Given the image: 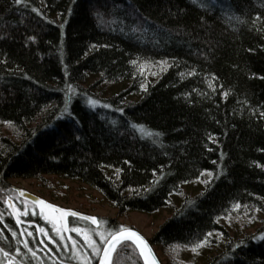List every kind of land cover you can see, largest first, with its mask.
Returning a JSON list of instances; mask_svg holds the SVG:
<instances>
[{"label": "trees", "instance_id": "trees-1", "mask_svg": "<svg viewBox=\"0 0 264 264\" xmlns=\"http://www.w3.org/2000/svg\"><path fill=\"white\" fill-rule=\"evenodd\" d=\"M90 74L128 84L102 98ZM262 114L264 0H0V264L67 262L35 260L42 237L22 238L6 206L10 179L50 188L47 176L100 193L116 210L108 232L172 208L149 239L169 264H197L181 255L209 233L227 241L206 264H264V238L233 240L219 222L264 213ZM204 174L203 191L183 189ZM111 264L143 263L122 243Z\"/></svg>", "mask_w": 264, "mask_h": 264}, {"label": "rangeland", "instance_id": "rangeland-1", "mask_svg": "<svg viewBox=\"0 0 264 264\" xmlns=\"http://www.w3.org/2000/svg\"><path fill=\"white\" fill-rule=\"evenodd\" d=\"M94 83L98 84L95 91L102 98H108L123 92L128 84L127 82H100L99 74H90L83 81L82 85L83 87H88ZM133 99L136 100L137 97H134ZM89 106H92V104L89 103ZM46 179L50 182V188L39 185L35 179L13 178L9 180L15 191L14 194L7 199H11L15 210H19L20 213H23L24 211H27L28 213L27 215L21 214L19 217L20 223H17L16 211L14 210L15 216H13V220L18 225V227L23 230L21 234L22 238H24L25 235L32 237L33 234L38 237H42L44 245L39 246L40 244L36 242V244L33 246L34 253H36L34 259L37 257V255L42 259L43 256H46L45 258L47 262L53 263L58 259L57 257L59 256V253L68 256L67 262H61L63 264H93L98 256L92 254V250L88 248L82 235H78L76 232H73L70 229H81L82 232H86L92 239H94L98 246L102 247L103 245L100 241V237L96 233L98 231H103L105 234H107L108 230L104 227V220L108 218H116V210L104 200L100 193L88 187L86 184L80 183L78 181L63 179L57 176H47ZM209 180V175L204 174L202 179L197 182L199 183L198 186L195 185L196 187L192 188L191 185H187L184 186L183 189L190 191L193 193V195H196L197 193L204 190L205 184ZM16 189L34 194L53 205L96 217L98 221H100L99 227L93 228L88 223H83L82 220L72 221V224L68 225L69 231H64L62 233L63 239H61V236L57 235L53 229L50 220L46 219L47 216L45 215V212L43 211V214H41V210L37 209L30 202L17 196L18 194ZM172 199L177 206L180 205V201L176 198V196H173ZM173 211L174 210L172 208H162L154 213L131 211L126 216L118 217V222L127 228H130V226L134 227L135 230L141 232V234L149 240L157 228L167 217H169V215L172 214ZM52 216H56L58 218L56 213ZM255 217L256 220L249 227H245L244 218L238 214L229 215L226 218H222L219 222L224 228V231L233 240L239 239L243 235H254V242H259L264 238V213L259 212ZM40 228L45 229L48 235L40 233ZM28 233H31L32 235H28ZM211 234L212 235L209 237L213 240V242L208 244L207 250H203V248H201L195 252L183 251L181 258L195 262L197 264H206L208 261L207 258L212 257L213 254H215V251L218 252L220 249H222L223 243L227 241L222 233ZM73 241L76 242L75 247H73ZM154 250L163 264H169V258L171 257L168 253L163 252L158 247H154ZM169 253L174 256L176 251ZM5 258V264H9L10 261L11 264L14 263L12 259L7 258L6 256ZM35 260L38 261V258Z\"/></svg>", "mask_w": 264, "mask_h": 264}, {"label": "snow or ice", "instance_id": "snow-or-ice-1", "mask_svg": "<svg viewBox=\"0 0 264 264\" xmlns=\"http://www.w3.org/2000/svg\"><path fill=\"white\" fill-rule=\"evenodd\" d=\"M195 2V0H194ZM35 11V9H33ZM94 103V102H92ZM264 115V114H262ZM134 128H136V125H133ZM141 132H144L143 126L139 129ZM146 135L151 136L152 133L148 132ZM156 135H159L158 133ZM23 195V193H21ZM34 203L39 204L41 206V214H43L44 209L50 210V215L46 217V219H49L52 223V227L57 233V235L61 236V239H63L62 233L64 231H69L67 227V220L66 218L68 216H79V213L76 212H68L63 209L56 208L53 205L47 204L43 200L35 201ZM10 207L14 208V205L9 204ZM238 207V205H237ZM15 210V208H14ZM16 211V220L17 223H20V215H27V211H24L23 213H20L19 210ZM51 213H59V217L52 216ZM82 219L89 220L94 225H99L100 221L96 217H81ZM106 223V222H104ZM73 232H76L78 235H82L88 248L92 250L93 255H97L100 257V264H111V256L116 251L117 246L121 245L125 241H131L137 249H139L141 256L144 258L145 264H156L155 257L152 253L151 248L148 245V242L144 239L143 236H141L138 232L131 228L124 227L121 225L118 230L116 231H109L107 234L103 231H98L96 234L100 237V241L103 245V247H100L97 245V242L92 239L86 232H82L79 228H72L70 229ZM40 233L44 235H48V233L45 231V229L40 228ZM15 235V233H13ZM28 235H32L31 233H28ZM209 236L212 234L209 233ZM76 242L73 241V247H75ZM25 248L28 247L27 243H25ZM202 245H197L195 248L192 249V251H196V248L201 247ZM2 251V250H0ZM5 256L8 255L7 252L4 253ZM35 255V253H33ZM11 264V261L9 262Z\"/></svg>", "mask_w": 264, "mask_h": 264}, {"label": "water", "instance_id": "water-1", "mask_svg": "<svg viewBox=\"0 0 264 264\" xmlns=\"http://www.w3.org/2000/svg\"><path fill=\"white\" fill-rule=\"evenodd\" d=\"M16 192H17V194H18V196H19L20 198H22L23 200H26V201L30 202V203L33 204L37 209L41 210V206H40L39 204L34 203V202H35V201H38V200H43V199H41L40 197H38V196H36V195H34V194H31V193H29V192L23 191V190L16 189ZM21 193H23V195H21ZM43 201H45V200H43ZM45 202H46L47 204L53 205V204H51V203H49V202H47V201H45ZM9 204H12L11 199H7V200H6V206H7L8 210L10 211V213H11V214H14V209H13V207H10ZM12 205H13V204H12ZM53 206H55L56 208H59V209H63V210L68 211V212H76V213H79V214H80L79 216H68V217L66 218V220H67V227H68V219H69V218H76V219H79V220L85 221L86 223H88L89 225H91L93 228H98V227H99V225H94V224H92L91 221H89V220H85V219H82V218H81V217H86V216H87V217H93V216H90V215H87V214H84V213H81V212H78V211H75V210H71V209H67V208L59 207V206H56V205H53ZM44 211H45V215H46V216H49V215H50V210H48V209H44ZM52 214H53V213H51V215H52ZM56 214H57V216L59 217V213H56ZM131 229H133V228H131ZM133 230H135V229H133ZM135 231L138 232L141 236H143V235L141 234V232H139L138 230H135ZM143 237H144V236H143ZM144 239L148 242V245H149V247H150L151 250H152V253H153V255H154V257H155V260H156V264H163L162 261H161V260L159 259V257L157 256V254H156V252H155V250H154V247L149 243V240H148L147 238H145V237H144ZM123 243H129V244H131V245L135 248V250H136L138 256L140 257L142 263L145 264L144 258L141 256L139 249H137V248L135 247V245H134L131 241H125V242H123ZM118 246H120V245H118ZM118 246H117V248H118ZM102 247H103V246H102ZM113 254H114V253H113ZM113 254H112V256H111V260H112ZM95 264H100V257H99V256H98V259H97V261H96Z\"/></svg>", "mask_w": 264, "mask_h": 264}, {"label": "flooded vegetation", "instance_id": "flooded-vegetation-1", "mask_svg": "<svg viewBox=\"0 0 264 264\" xmlns=\"http://www.w3.org/2000/svg\"><path fill=\"white\" fill-rule=\"evenodd\" d=\"M18 196V195H17ZM22 199V198H21ZM44 211V210H43ZM10 212V211H9ZM45 212V211H44ZM55 213H53L52 215H54ZM13 216H15L14 214H12ZM69 220V219H68ZM39 260V259H38Z\"/></svg>", "mask_w": 264, "mask_h": 264}]
</instances>
